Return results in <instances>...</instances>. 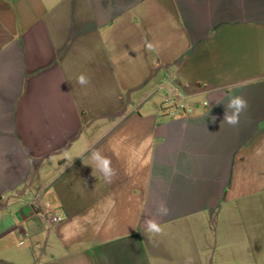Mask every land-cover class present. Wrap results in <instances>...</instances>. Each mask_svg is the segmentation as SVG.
<instances>
[{
    "label": "crops",
    "instance_id": "0c3cea01",
    "mask_svg": "<svg viewBox=\"0 0 264 264\" xmlns=\"http://www.w3.org/2000/svg\"><path fill=\"white\" fill-rule=\"evenodd\" d=\"M188 257L264 264V0H0V264Z\"/></svg>",
    "mask_w": 264,
    "mask_h": 264
},
{
    "label": "clouds",
    "instance_id": "9594fccd",
    "mask_svg": "<svg viewBox=\"0 0 264 264\" xmlns=\"http://www.w3.org/2000/svg\"><path fill=\"white\" fill-rule=\"evenodd\" d=\"M145 46L148 51H157L159 45L150 41H145ZM77 83L81 86H86L90 83L89 78L85 74H80L76 78ZM223 97L216 101V104H224L225 112L221 125L227 124L229 126H237L240 122V117L249 108L248 100L243 95H231L227 98V103H222ZM215 120V117H212ZM86 166H91L92 175L97 178V173L106 182H111L116 175V170L112 167L111 158L105 156L101 150L94 149L90 152L88 159L82 160ZM169 209L163 203H158L155 211L144 221V231L149 234H160L162 228L158 218L167 215ZM185 264H192L190 257L186 258Z\"/></svg>",
    "mask_w": 264,
    "mask_h": 264
},
{
    "label": "built area",
    "instance_id": "2783aa9c",
    "mask_svg": "<svg viewBox=\"0 0 264 264\" xmlns=\"http://www.w3.org/2000/svg\"><path fill=\"white\" fill-rule=\"evenodd\" d=\"M177 98H175V97H170V96H167L166 98H165V101H164V103H166L165 104V106L168 108H179V109H184V106L183 105H178L177 106ZM206 103H204V105H205ZM43 217L45 218V221H47V223H49V224H55V223H58L59 221H61L62 220V216L61 215H56V214H52V215H50V214H43Z\"/></svg>",
    "mask_w": 264,
    "mask_h": 264
},
{
    "label": "rangeland",
    "instance_id": "374dc122",
    "mask_svg": "<svg viewBox=\"0 0 264 264\" xmlns=\"http://www.w3.org/2000/svg\"><path fill=\"white\" fill-rule=\"evenodd\" d=\"M170 96V95H169ZM172 97V96H171ZM160 99V98H159ZM166 104V103H165ZM163 105H164V103H163ZM179 109V108H178Z\"/></svg>",
    "mask_w": 264,
    "mask_h": 264
}]
</instances>
